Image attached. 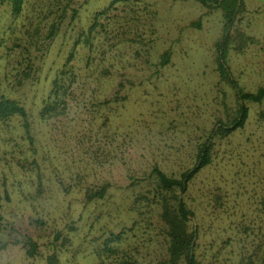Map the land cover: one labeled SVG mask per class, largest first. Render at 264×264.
Returning <instances> with one entry per match:
<instances>
[{
    "label": "rangeland",
    "instance_id": "rangeland-1",
    "mask_svg": "<svg viewBox=\"0 0 264 264\" xmlns=\"http://www.w3.org/2000/svg\"><path fill=\"white\" fill-rule=\"evenodd\" d=\"M113 1L23 0L16 14L11 1L0 0V91L27 110L33 141L15 122L0 128V142L6 141L0 150V264H47L53 254L58 264H98L106 260L104 241L123 231L125 241L107 262H160L165 236L157 211L140 222L131 205L151 191L155 166L175 178L190 169L213 123L235 108L234 93L213 64L219 11L209 13L194 1L129 0L99 22L97 40L75 47ZM243 2L235 30L252 43L241 41V53L233 51L240 43H231L228 65L241 89L255 92L264 87V0ZM143 8L153 16H144ZM199 19L200 28H191ZM53 23L58 30L47 39ZM73 50L79 75L97 71L101 79L76 84L65 116L42 122L38 112L53 70ZM29 64L30 79L18 85ZM247 105L244 129L216 142L212 165L182 196L195 215L190 225L198 230L199 264H238L263 251L264 103ZM102 187L104 198L87 202L86 195ZM26 238L37 245L34 258L12 243Z\"/></svg>",
    "mask_w": 264,
    "mask_h": 264
},
{
    "label": "trees",
    "instance_id": "trees-1",
    "mask_svg": "<svg viewBox=\"0 0 264 264\" xmlns=\"http://www.w3.org/2000/svg\"><path fill=\"white\" fill-rule=\"evenodd\" d=\"M9 1L12 2V7L15 13L19 14L23 0ZM172 1H194L209 13L212 11L220 12L222 23L221 37L214 46L213 64L220 83L225 84L232 89L236 104L235 108L230 111L231 113L226 114L225 120L217 119L213 123L206 137L197 145L192 167L181 173L179 177L175 178L166 175L155 166L151 171V176L153 177L151 191H148L146 195H139L136 197L129 211L137 214L138 217L142 219L140 222L148 220L145 216L152 215L157 211V219L161 224L165 236V256L156 264H199L196 257V250L198 247L197 241L199 238L198 230L197 227L190 225L195 215L183 201L182 196L187 192L189 185L195 177L202 170L212 165V157L214 155L216 142L226 139L235 132L244 129L249 117V108L247 104L252 103L261 105L264 103V87H259L255 92H244L236 80H234L228 65V55L229 50L231 49V43H240H237L236 47L233 48V51L236 53H241L244 45L242 43H245V41H247L248 44L252 43V40L249 37L246 38L243 33L236 31L239 20L238 18L244 12L243 0ZM123 3L129 4L130 1L114 0L109 8L97 13L94 16L92 26L89 27L86 34H83L77 42H75V47L81 41L85 44H89L91 43V40H97L96 35L99 34L98 28L103 25L99 24V22L102 19L106 20L108 11L113 9L114 5ZM141 11L146 17L150 18V16H153V14L149 13L145 8ZM75 15L76 13H73V16ZM125 24L127 25V23ZM58 25L59 23L51 24L47 39L55 36L56 31L58 30ZM190 27L199 29L200 19L191 23ZM103 32L105 33V30ZM74 51L75 50L69 54L60 68L53 70L48 94L41 100V108L38 112V119L42 122L57 120L65 116L68 106L75 100L73 87L76 84H78V86H88L90 82L98 83L101 79L102 75L97 71L91 74H89L90 72L84 71V77L79 75L78 71L80 68L75 67L72 63L74 59ZM169 59L170 52L167 51L161 56L160 67L164 68L167 66ZM30 69L31 66L29 64L27 70L21 73L23 77L22 79H20V75H18V85H21V81L24 82L25 80L30 79ZM88 79L90 82L87 81ZM77 87L75 89H77ZM118 87L119 89L114 98V103L119 101L120 93L124 89V86L121 84ZM110 103V101H105L103 105L107 106ZM29 118L30 116L24 107L15 102V100L9 98L4 92L0 91V128L4 127L9 129V125L12 122H15L17 127L14 129H22L25 139L32 143L31 122L29 121ZM5 145L6 141L3 144L0 142V150ZM106 189L107 187H102L99 190L87 194V202L102 200L106 194ZM142 205H144V213L140 210ZM3 223L4 216L0 212V232L4 231ZM131 230L132 229L129 231ZM125 235L126 233L124 231L117 235L110 234V236L104 241L103 249L101 251L102 255L106 257V260L104 261L101 259L98 264H143L124 257H121L114 262H107V259L118 252L120 249L119 246L125 241ZM60 237L61 234L57 233L55 235V240H58ZM8 243H10V241ZM12 243L14 245L21 243L28 258H34L37 254V245L30 238H26L22 242ZM261 247H263V251L261 250L259 253L260 256L257 260H253V254L252 256L243 258L238 264H264V244L261 245ZM261 247L259 246L256 251L259 252ZM47 264H58L57 255L53 254L49 256Z\"/></svg>",
    "mask_w": 264,
    "mask_h": 264
}]
</instances>
